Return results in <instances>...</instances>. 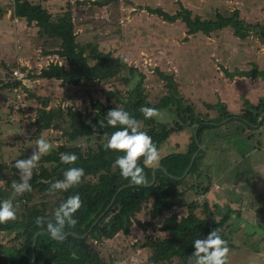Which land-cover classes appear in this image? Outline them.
I'll return each instance as SVG.
<instances>
[{"label":"rangeland","instance_id":"rangeland-1","mask_svg":"<svg viewBox=\"0 0 264 264\" xmlns=\"http://www.w3.org/2000/svg\"><path fill=\"white\" fill-rule=\"evenodd\" d=\"M29 1L37 3V0ZM100 1L49 0L43 6L53 16L70 9L78 41L92 42L102 51L122 56L127 66L136 67L143 74L141 86L152 104L159 103L163 95L170 96L169 88L174 83L183 102H191L196 105V110L204 111L208 109L204 100L222 104L218 94L220 89L223 93L228 92V80L232 82L241 77L235 75V71L252 72L256 69L264 72V0H112L105 5H101ZM12 4L13 0H0V26L7 30L5 35L2 31L0 65L4 63L6 67L1 68L0 85L6 80H14L11 72L15 68L25 74V79L21 85L0 90V189H5L9 194L3 199L14 200L18 214L26 205H33L44 210V217L53 219L55 209L70 195L63 194L64 191L52 192L48 188L46 191L35 192L29 200L24 198L25 193L14 196L11 182L19 180V170L13 166L15 159L31 156L36 147L35 141L40 136L52 144L49 152L61 144L67 146L60 155L78 152L84 157L87 151H96L105 140L103 136L82 135L73 140L68 139L66 131L70 130L71 123L68 110L73 114L85 110L92 113V99L115 104L113 95L107 94V91L118 89L125 93L127 86L121 79L127 70L124 68L106 79L91 80L85 86L61 85L56 79L27 77V73H37L49 62L64 64L65 60L43 53V46L51 50L53 43L57 42H46L37 36L34 25H28L23 18L14 17ZM145 7L160 8L170 14L184 7L190 10L191 16L198 15L203 19H215L217 12L229 16L237 9L240 18L257 25V28L244 38L235 36L230 27L213 31L209 35L202 32L187 35V27L182 20L165 21L149 13ZM21 66H26L27 71L22 70ZM244 78L264 84L260 76L245 74ZM260 83L253 85L245 80L238 86L249 91L250 97L255 99L256 94L261 93L258 88ZM250 97L243 98V101H250ZM44 101L47 102L45 106ZM19 103L24 107L15 108ZM251 105L250 102L244 103V109ZM42 107L51 111L50 126L38 130L33 121ZM170 107L171 104L155 108L158 110L155 118L170 122L173 118ZM181 137L183 134L177 133L170 139L179 141ZM159 149L162 156L177 150L168 144ZM39 163L40 160L37 167ZM60 171L61 168L54 170V175L50 177L53 182L59 178ZM87 178L96 177L90 175ZM151 203L143 205L127 233L119 232L112 238L98 242L91 240V247L106 264H151L148 262L151 250L140 247L151 229L148 227L142 230L137 223L148 221ZM180 212L181 215L186 213L185 208ZM169 213L167 210L166 214ZM156 221L154 219L153 223ZM0 243L17 246L20 240L3 230L0 231Z\"/></svg>","mask_w":264,"mask_h":264},{"label":"trees","instance_id":"trees-1","mask_svg":"<svg viewBox=\"0 0 264 264\" xmlns=\"http://www.w3.org/2000/svg\"><path fill=\"white\" fill-rule=\"evenodd\" d=\"M111 1L102 0L100 4L105 5ZM11 8L14 17L23 18L28 25H34L37 28V36L46 42L51 40L57 42L53 43L51 50H46L43 46V53H50L65 60L64 64H59L57 61L49 62L37 73H27V77L56 79L60 81L61 85L85 86L91 80L112 77L125 68L127 73L121 81L127 86V89L124 94L118 89L107 91V94L113 95L115 104H106L100 100L92 99L90 103L92 113L85 110L73 114L70 109L68 110L71 117L70 130L66 131L68 139L73 140L82 135L103 136L105 140L98 145L96 151H87L84 157L76 152L78 159L74 164H67L60 160L61 151L67 147L61 144L48 154L42 155L38 167L33 170L30 180L32 188L31 191L25 192L26 200H29L35 192L50 189V185L53 183L50 177L54 175V170L57 168H61L58 179L63 178V172L69 167L84 169L85 175L82 177L81 183L70 187L63 193L70 196L78 193L80 196L82 204L74 214L77 220L76 225L66 229L63 240L52 239L46 231L35 224L36 217H44V210L33 205H26L24 210L17 214L15 220L0 223V231L4 230L13 234L14 239L20 240L17 246L0 243V264H8V257L9 264H106L104 259L99 257L91 247V240L98 242L112 238L119 232L127 233L135 221L136 214L142 210L143 205L151 201L148 221L142 223L137 221L138 225L143 228L142 230H146L148 227L151 229L140 244L141 248L147 247L151 250L148 257L149 263L188 264L189 256L194 252L193 240L205 238L215 228H218L221 236L228 241L223 224L215 220L205 199L200 202L193 196L182 197L186 191L190 193L189 190H191L194 195H197L198 192H205L208 188L206 184L201 185L200 180L188 184V179L197 170L200 151L194 158L187 174L183 178H175L181 177L186 170L192 154L197 151L199 136L209 124L211 122L218 123L224 118L233 116L227 111L225 105L204 103L208 109L219 110V115L213 118H210L207 113H197L193 103L183 102V97L177 92L174 83L169 88L170 96L163 95L159 103L152 104L141 86L143 74L138 72L136 67L127 66L122 56H113L108 51L100 50L92 42L81 43L76 39L70 9L53 16L40 3H32L29 0H13ZM145 9L168 22L182 20L187 27V35L197 32L209 35L213 31L230 27L235 36L244 38L251 30L257 28V25L250 24L240 18L237 9H234L229 16L217 12L215 19H203L198 15L191 16L190 10L184 7L172 14L160 8L145 7ZM0 67H6V64L2 63ZM21 69L27 71L26 66H21ZM234 74L260 76L264 79V72L256 69H253L252 72L235 71ZM21 84L20 80L9 79L0 85V88H10ZM261 100L263 99H259L256 104L238 114L247 128L255 124L260 126L263 123L264 118L260 120V116L264 111V102ZM46 103L44 101L43 106ZM244 103L249 104V101L245 100ZM170 104L172 105L170 112L173 117L170 122H163L155 117L145 118L140 112L142 106L157 108ZM115 107L124 108L135 116L140 122V129L151 136L158 148L163 146L170 134L182 131L185 127L196 129L195 135L198 144L193 134L186 151L170 152L162 156L159 165L162 168L155 170L152 184L148 185L152 181L151 168H145L147 185L132 184L120 176L118 168L113 167L116 157L123 153L106 150L103 147L107 142L108 135L116 130L107 126L105 119L106 113ZM36 116L33 122L38 130L49 128L50 110H45L42 107ZM46 162L49 165H45ZM90 175L96 178H87ZM127 184L128 186L116 194L103 216L85 234L93 221L108 206L116 191ZM7 196L9 194L5 189H0V200ZM182 208H185L186 213L181 215L178 212ZM167 210L171 213L166 214ZM154 219H157L155 223H153ZM35 233L38 234L33 252L32 241Z\"/></svg>","mask_w":264,"mask_h":264},{"label":"crops","instance_id":"crops-1","mask_svg":"<svg viewBox=\"0 0 264 264\" xmlns=\"http://www.w3.org/2000/svg\"><path fill=\"white\" fill-rule=\"evenodd\" d=\"M47 1L36 2L43 6ZM1 27L0 49L2 31L4 35L7 31ZM245 80L253 85L261 82L244 76L237 77L233 83L229 79V91L223 93L220 89L221 93L218 94L222 104L233 116L218 123L211 122L199 136L198 166L188 179V184L200 180L201 185L206 184L208 188L197 195L191 190L190 193L186 191L182 197L193 196L200 202L205 199L215 220L223 224L228 236L227 264H264V116H260V120H263L260 126L252 125L249 128L239 118L238 114L244 110L243 98L250 97L249 91L238 86ZM261 80L264 82V79ZM258 88L261 93H257L255 99L250 97L249 102L252 104L264 98V84L261 82ZM194 106L197 113H207L210 118L219 115L217 109L203 111L196 110ZM195 131L192 127H185L182 131L170 134L164 144L177 149L171 152H184ZM177 133L183 134L181 140L170 139Z\"/></svg>","mask_w":264,"mask_h":264},{"label":"clouds","instance_id":"clouds-1","mask_svg":"<svg viewBox=\"0 0 264 264\" xmlns=\"http://www.w3.org/2000/svg\"><path fill=\"white\" fill-rule=\"evenodd\" d=\"M126 62V61H125ZM140 112L145 118L158 115V110L153 107L142 106ZM106 124L116 130L107 137L103 145L106 150H115L118 155L113 162V167L119 169L120 176L135 185H147L145 168L155 169L159 167L162 153L151 136L140 129L138 119L124 108L110 109L105 116ZM99 123L103 124V122ZM120 127H117V126ZM36 147L31 156L26 159H15L14 167L19 170V180L11 182L14 196H20L31 191L30 180L33 170L37 167L41 155L47 154L52 144L44 136L35 141ZM78 159L75 153H64L60 156L63 163L74 164ZM84 169L81 167H69L63 172V178L54 181L50 185V191H67L70 187L81 183L84 177ZM82 201L78 193L63 200L54 211V219L38 216L35 224L46 231L55 240H63L66 229L76 225L74 214L81 207ZM18 214V206L12 198L0 200V223L15 220ZM194 252L189 256L188 264H227L229 247L227 241L221 236L220 230H211L205 238L193 240Z\"/></svg>","mask_w":264,"mask_h":264},{"label":"water","instance_id":"water-1","mask_svg":"<svg viewBox=\"0 0 264 264\" xmlns=\"http://www.w3.org/2000/svg\"><path fill=\"white\" fill-rule=\"evenodd\" d=\"M261 116H262V117L264 116V112L262 113ZM194 136H195V141H196V143L198 144V141H197V138H196L195 133H194ZM199 149H200V146L198 145L197 151H195V152L192 154V156H191V158H190V161H189V164H188L186 170L184 171V173L182 174V176H181V177H175V178L180 179V178H183V177L187 174V172H188L189 168L191 167V165H192V163H193V161H194V158L196 157V155H197ZM157 168H162V167L159 166V167H157ZM157 168L152 169V181H151V183H149L148 185H150V184H152V183L154 182V173H155V170H156ZM126 186H128V184H127V185H123L120 189H118V190L116 191V193L114 194V196H113V198L111 199V201H110V203L108 204V206H107V207L103 210V212H102V213H101V214H100V215H99V216L93 221L92 225H91L90 228L86 231L85 234H87V233L91 230V228L93 227V225L96 224V222L100 219V217H102L103 214L107 211V209H108V208L110 207V205L112 204V202H113V200H114L116 194H117L121 189L125 188ZM37 234H38V233H35V235H34V237H33V241H32V251H33V252H34V245H35V239H36ZM33 259H34V255H33L32 261H33ZM9 263H10V259H9V257H8V264H9ZM28 264H29V263H28Z\"/></svg>","mask_w":264,"mask_h":264},{"label":"built area","instance_id":"built-area-1","mask_svg":"<svg viewBox=\"0 0 264 264\" xmlns=\"http://www.w3.org/2000/svg\"><path fill=\"white\" fill-rule=\"evenodd\" d=\"M11 76L14 78V80H20L22 83H23V81H24V79H25V74L24 73H22L21 71H20V69H18V68H15V69H13L12 70V72H11ZM20 105H18V106H16L15 108H19V107H21V108H23L24 107V105L22 104V103H19ZM179 216V215H178Z\"/></svg>","mask_w":264,"mask_h":264}]
</instances>
